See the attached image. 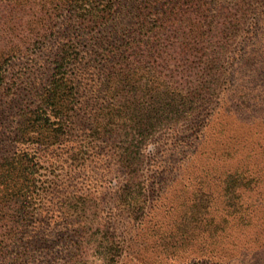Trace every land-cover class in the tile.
<instances>
[{
    "label": "rangeland",
    "instance_id": "rangeland-1",
    "mask_svg": "<svg viewBox=\"0 0 264 264\" xmlns=\"http://www.w3.org/2000/svg\"><path fill=\"white\" fill-rule=\"evenodd\" d=\"M9 1L0 165L26 169L0 199V264H264V0H98L103 20ZM61 46L71 103L43 140L19 124Z\"/></svg>",
    "mask_w": 264,
    "mask_h": 264
},
{
    "label": "trees",
    "instance_id": "trees-1",
    "mask_svg": "<svg viewBox=\"0 0 264 264\" xmlns=\"http://www.w3.org/2000/svg\"><path fill=\"white\" fill-rule=\"evenodd\" d=\"M11 1L15 2V6L14 9H12V14L15 11L14 16L17 17H21V14L25 8V2H30L31 0H10L9 3ZM72 2V1H71ZM75 2V8H85L82 9L84 11L87 12V15H80L81 17L84 16V18H89L91 16L95 17V19H99V20H103L106 18V10H107V5L102 8L101 10L98 9V0H74ZM16 8V9H15ZM110 8V7H109ZM96 12V15L94 14V11ZM44 22V20H43ZM31 23V22H30ZM43 24V23H42ZM44 26V24L42 25ZM46 37V35L44 36ZM68 50V49H67ZM69 53H67V51L65 50V46H61L58 59L56 60V72L54 74V78L51 81V87L42 95L43 97V104L45 106V108H40L37 109L36 111H29V112H23L22 115V121L20 122L19 126L21 128V132L23 133V131H25V127L30 128L32 131L37 132L38 135L44 140V138H50L48 136H44L45 133H48L50 130L52 132H57L60 129L61 126V120L58 122H51L50 121V116L47 115V109L51 108L50 110H52V115L55 119H59L58 117H60V114L62 113V111L66 110L67 112L69 111V106H70V100L68 99L67 101V97L69 98L70 96V92H67V88H66V84L67 82H69L68 79H65V73L66 70L65 68V60H69ZM68 63V62H67ZM1 65H0V83L4 80V77L1 73ZM64 69V70H63ZM121 72V71H120ZM134 74V70L132 68H128L125 69V75L123 77V79L127 80V76L128 74ZM121 76L123 73H120ZM57 75L59 76L57 78ZM127 85L132 87L133 85H131L129 82H127ZM113 117V115L111 116V118ZM112 120L109 119V123L111 125ZM54 125H58L57 127H53ZM54 128V129H52ZM106 128V127H105ZM110 133L112 132V129L110 128ZM55 137H57L55 135ZM52 137V138H55ZM25 157V155H22L18 158H8V159H4L6 161V163H4V165H0V191L3 192L2 193V197L0 198L2 200L3 203H11L13 202L12 200L14 199H18L19 197L25 195V191H24V183L18 184V181L20 178L23 177V173L24 170L26 169V167L23 166V158ZM10 161V162H9ZM5 167V168H4ZM240 176L236 175V180L235 182L240 181ZM246 186V184H244ZM241 187V183L238 182L237 183V189L238 191L240 190ZM238 196V195H237ZM241 209V207H237L236 209L234 208V212L236 210L235 213H239L238 211ZM242 223L246 222L244 215H240L239 217ZM246 224V223H244Z\"/></svg>",
    "mask_w": 264,
    "mask_h": 264
}]
</instances>
